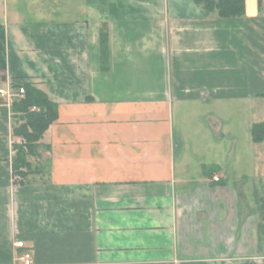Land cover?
<instances>
[{"label": "crops", "instance_id": "1", "mask_svg": "<svg viewBox=\"0 0 264 264\" xmlns=\"http://www.w3.org/2000/svg\"><path fill=\"white\" fill-rule=\"evenodd\" d=\"M0 25V84L57 105L43 172L17 185L0 98V264H264V0L235 19L193 0H0Z\"/></svg>", "mask_w": 264, "mask_h": 264}, {"label": "trees", "instance_id": "2", "mask_svg": "<svg viewBox=\"0 0 264 264\" xmlns=\"http://www.w3.org/2000/svg\"><path fill=\"white\" fill-rule=\"evenodd\" d=\"M200 6L204 16H217L219 19H235L245 16V0H193ZM263 0H257L258 8ZM100 70L109 71L107 26L99 30ZM6 69L5 35L0 25V71ZM22 87L24 94L12 101L10 110L13 115V157L11 170L13 182L25 185L34 176L42 173L44 167L38 163L40 141L50 125L57 120V105L50 102L46 94L30 83H15L12 88ZM253 142L264 140V123H254L251 127ZM18 140L20 142H18ZM264 205V204H263Z\"/></svg>", "mask_w": 264, "mask_h": 264}, {"label": "built area", "instance_id": "3", "mask_svg": "<svg viewBox=\"0 0 264 264\" xmlns=\"http://www.w3.org/2000/svg\"><path fill=\"white\" fill-rule=\"evenodd\" d=\"M15 83L12 81H6L5 83L0 84V98H3L7 101V104H11L13 100L21 97L24 94V89L22 87H18L13 89L12 86ZM18 142H20L18 140ZM217 181V179L215 178ZM14 246L18 249H24V245L22 242H16ZM21 260L23 264H31V255L28 252H24L21 256Z\"/></svg>", "mask_w": 264, "mask_h": 264}, {"label": "rangeland", "instance_id": "4", "mask_svg": "<svg viewBox=\"0 0 264 264\" xmlns=\"http://www.w3.org/2000/svg\"><path fill=\"white\" fill-rule=\"evenodd\" d=\"M58 14H60L61 15V13H58ZM18 99V98H17ZM234 118V120H236V123H234L233 124V128H234V132L235 133H240V131H241V128H242V126H243V120H244V118H242V117H233ZM240 120V121H239Z\"/></svg>", "mask_w": 264, "mask_h": 264}]
</instances>
